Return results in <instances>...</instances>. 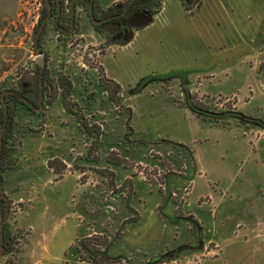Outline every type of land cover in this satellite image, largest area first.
<instances>
[{"label": "rangeland", "instance_id": "rangeland-1", "mask_svg": "<svg viewBox=\"0 0 264 264\" xmlns=\"http://www.w3.org/2000/svg\"><path fill=\"white\" fill-rule=\"evenodd\" d=\"M164 1L155 2L159 8L153 4V14ZM38 4L0 0V92L7 70L15 79L16 71L32 59ZM138 30L129 35L130 42ZM91 35L96 36L93 29ZM127 44H104L95 37L66 51L52 50L49 74L69 76L68 107L81 109L99 135L82 131L65 109L60 90L40 117L17 113L21 135L6 172L14 167L30 171L6 177V223L15 244L0 264H57L62 249L75 238L68 211L71 194L82 231L68 256L70 264H93L78 246L90 238L101 252L123 238L124 246L146 253L164 248L156 259L142 255L147 264H199L222 249L216 264H264L255 260L259 249L264 250V58L248 88L218 93V84L239 86L243 80L235 71H215L213 78L196 79L183 91L162 80L159 58L144 55L141 64L138 42L119 50ZM107 53L129 59L119 82L104 71ZM27 136L33 147L46 141L41 152L21 155ZM65 176L61 184L43 186L56 201L38 199L29 207L36 179L41 185L48 180L55 184ZM202 245L199 254L189 251ZM239 246L244 250L237 253L233 248ZM229 256L235 261L229 262ZM129 257L102 264H127L133 259Z\"/></svg>", "mask_w": 264, "mask_h": 264}, {"label": "crops", "instance_id": "crops-1", "mask_svg": "<svg viewBox=\"0 0 264 264\" xmlns=\"http://www.w3.org/2000/svg\"><path fill=\"white\" fill-rule=\"evenodd\" d=\"M98 1L103 8L109 9L116 6L122 0ZM188 8L190 10L188 9L187 11L183 2L180 0H165L159 12L153 14L152 23L139 29L133 40L126 46H120L119 50L122 51L126 47L133 46L135 42H138V45L141 46L137 47L136 57L141 60V64L144 62V55L154 61L159 58L160 60L157 59L156 67L160 69L161 76L163 77L162 80L166 79L165 84L172 89L187 90L196 79H204L205 77L213 78L215 71L226 74L235 71L239 75V78L243 80V83H239V86L230 85L227 82V84H218V93L233 94L236 91L248 88L247 86L248 83L251 84L250 80L252 79L253 73L257 70L261 59L264 58V0H199L194 8ZM166 60L168 61L165 67L161 66L164 65L163 63ZM128 61L129 59L124 61V59L115 58L111 53H107L104 59V71L106 75L118 81V75L124 73L126 70L124 65ZM190 114L192 113L190 112ZM31 142V136L23 138L22 146L24 148L21 153L22 156L23 154L30 153L34 149L41 152L43 147L42 143L46 141H41V145H38V147L31 146ZM22 171L27 170L19 168L16 171L14 167V169L3 175L2 192L4 195H8L6 190V177L10 174L13 177H17V174ZM19 176L21 177V174ZM69 177L72 178L74 184L75 176L70 175ZM65 178H68V176H65L55 184L48 180L42 185L36 179L35 189L37 193L35 192L34 198L30 200L31 204L29 207L35 204L34 201L38 199L43 200V202L56 201L57 196L43 186L61 184ZM20 186L21 183L18 187ZM17 189L16 187L15 190ZM74 196V194L69 196L70 207L68 211L74 220V227L76 228L75 238L73 239L74 242L62 249L60 257L57 259V264L71 263L68 256L73 251L76 240L81 236L82 228L76 224L75 220L76 215L80 216V213L77 212V209L72 204V197ZM197 226L199 229H202V226ZM199 238H201V235ZM123 240L124 238L118 243L114 242L110 246L106 252L105 261L111 263L122 258H130L129 256H131L133 259H130L131 261L127 264H147V262L144 263L142 260V255L156 259L164 253V248L146 253L134 246L126 247L123 245ZM203 246L193 247L190 250L187 248L186 252L188 250L196 251L199 254L204 251ZM68 247L69 249L67 250ZM233 249H237L235 251L238 253L240 250H244V247L239 246ZM42 251H45V248ZM259 251L260 257L255 260L257 262L263 261L264 263V250L260 248ZM222 253L223 249L216 257L212 256L209 259H203L199 264H216L215 260ZM229 255L233 257V253ZM230 256L229 258L232 259ZM232 261L235 260L232 259L229 262ZM34 264H41V262L40 260H36Z\"/></svg>", "mask_w": 264, "mask_h": 264}, {"label": "flooded vegetation", "instance_id": "flooded-vegetation-1", "mask_svg": "<svg viewBox=\"0 0 264 264\" xmlns=\"http://www.w3.org/2000/svg\"><path fill=\"white\" fill-rule=\"evenodd\" d=\"M129 2L130 0H127L122 5H116L115 8L105 9L98 0H39L37 19L31 33L32 59L16 71L15 79L14 74L8 69V75L2 85L4 95H6L9 103L28 107L38 106L35 111L43 105L42 109L37 112H44L47 105L55 101L56 93L54 91L58 88L57 82H50L49 70L52 50L59 47V49L66 51L67 48H75L89 38L95 37L102 40L104 44L124 42L131 33L137 30L129 26L128 20L136 13L144 10L153 15L152 6L156 0H133L131 3ZM91 29L94 30L96 36L91 35ZM76 42H78L77 45H75ZM38 50L45 59L42 97L40 95L42 66L40 59L36 56ZM36 90H39L38 94H36ZM1 193L3 194V192ZM1 248H3L4 253V228L2 241L0 231V250Z\"/></svg>", "mask_w": 264, "mask_h": 264}, {"label": "trees", "instance_id": "trees-1", "mask_svg": "<svg viewBox=\"0 0 264 264\" xmlns=\"http://www.w3.org/2000/svg\"><path fill=\"white\" fill-rule=\"evenodd\" d=\"M161 1L163 0H156V4L158 2L160 3ZM125 2H127V0ZM183 5L187 9H189L184 3ZM156 7L159 8L160 5L159 6L157 5ZM129 42L130 40L126 39V41H124V44H127ZM50 82H57L58 88H56L54 92L58 95L57 90H60V95L65 109L73 114L74 118L79 122L82 131L90 136L91 135L98 136L99 128L89 124V121L84 116L82 110L81 109L74 110L71 107H68L67 105L68 103H66V99H68L72 93V83L70 81L69 76L65 75L64 73H60L58 75H50ZM35 92L36 94H38L39 90H36ZM0 101L2 104L0 108V135L3 133V137H2L3 146L2 149L0 150V182H1L2 173L12 166L13 163L12 153L16 152L17 143H19L18 139L21 135V128H19L18 123L16 121V118L18 117L17 113L21 112L24 113L26 116L40 117L43 112L38 113L37 111H35L38 106L28 107L26 105H14V104L11 105L7 100L6 95H4V90L0 92ZM3 101L6 104V108L8 112L7 115L5 112V106ZM1 194L2 193L0 192V195ZM9 209H10L9 205L8 206L6 205V201L4 199H0V224L6 218L7 213L9 214ZM4 239H5L4 256H6L8 253H10L13 250L15 244V239L9 234V231L7 229V223H5L4 226ZM94 244L95 243L93 242V238H90L86 240V243H84V241H80L78 246L82 250V252L85 253L86 258H88L90 262H92L93 264H102V262L106 260V251H102V252L98 251L97 249H95Z\"/></svg>", "mask_w": 264, "mask_h": 264}, {"label": "water", "instance_id": "water-1", "mask_svg": "<svg viewBox=\"0 0 264 264\" xmlns=\"http://www.w3.org/2000/svg\"><path fill=\"white\" fill-rule=\"evenodd\" d=\"M132 1L133 0H130L129 3H131ZM197 2H198V0H193L191 2L189 0H183V3L186 4L190 8H194L196 6ZM152 21H153V15L150 12L144 10L140 13H136L135 15H133L128 20V24L130 27L138 30V29H141V28H144V27L150 25L152 23ZM36 56L40 59L41 66H42V71H41V76H40V95L42 97V76H43V71H44L45 59H44V55L42 53H40L39 50H38V53L36 54ZM4 106H5V112L7 115L8 112H7L5 102H4ZM42 107H43V105H41L40 109L37 111H40L42 109ZM2 137H3V133L0 135V150L2 149V146H3ZM0 199H4L6 201V205L8 206V198L6 195L1 194ZM7 216H8V213H7ZM7 216L0 225L1 241L3 240V228H4V223L7 221ZM3 256H4L3 248H1L0 258H2Z\"/></svg>", "mask_w": 264, "mask_h": 264}, {"label": "built area", "instance_id": "built-area-1", "mask_svg": "<svg viewBox=\"0 0 264 264\" xmlns=\"http://www.w3.org/2000/svg\"><path fill=\"white\" fill-rule=\"evenodd\" d=\"M36 19H37V13H36ZM36 21V20H35Z\"/></svg>", "mask_w": 264, "mask_h": 264}]
</instances>
